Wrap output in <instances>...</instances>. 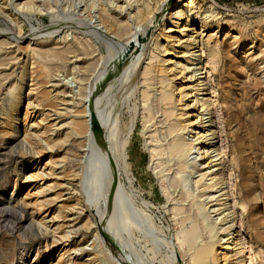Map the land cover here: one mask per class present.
Wrapping results in <instances>:
<instances>
[{"label":"rangeland","instance_id":"1","mask_svg":"<svg viewBox=\"0 0 264 264\" xmlns=\"http://www.w3.org/2000/svg\"><path fill=\"white\" fill-rule=\"evenodd\" d=\"M197 2L196 49L225 153L229 205L246 264H264V0ZM139 4L0 0V264H191L189 245L178 240L189 211L174 213L190 182L173 183V170L160 177L143 132L148 51L107 99L92 104L150 26L152 19L139 25ZM207 37L219 50L216 61L208 60V45L203 49ZM90 107L113 140L115 212L106 164L87 137ZM236 200L244 204L238 211Z\"/></svg>","mask_w":264,"mask_h":264},{"label":"bare ground","instance_id":"2","mask_svg":"<svg viewBox=\"0 0 264 264\" xmlns=\"http://www.w3.org/2000/svg\"><path fill=\"white\" fill-rule=\"evenodd\" d=\"M138 1L140 4L136 19L140 26L152 19L149 23L150 26L146 30L147 26L145 25L146 28L144 29L146 31L141 37L139 36V41L135 42L128 59L113 76H110L112 81L110 79L111 82L99 92L98 96L93 98V107H96L95 102L98 101V98L102 99L100 97L109 96L110 86L112 87L118 77L121 78L127 75L131 69L135 68L148 51V57L142 70V98L148 105L150 102V105H146L148 107L147 114H145V131L143 132L151 142L149 146L154 161L157 159L158 161H156L159 162L161 167L158 170L160 177H167L168 172L171 173L173 170L172 174L174 173V176L172 175L173 179H171L173 183L178 184L180 183L177 182L179 180L185 182V184L190 182L182 192L183 198H179L180 194L178 199H175L174 213L183 209H185V212L189 211L188 216L185 219L183 217L189 224L186 225V222H183L185 224L184 229L179 233L178 240L183 245H189L191 264H246L241 234L239 230L236 231L237 227H235V209L231 204L229 205L231 198L228 189L229 182L227 183L226 178V162L223 158L225 153L218 146L219 141L216 140L219 133L215 129L216 122L213 108H211V92L203 75L202 54H198L200 49H196L199 47L197 45L199 44L198 37L201 35L194 31L198 21L197 18L200 17V13L195 11L199 2L197 0ZM210 40L211 37H207L206 42L203 43V49L205 45L209 46ZM202 41H204L203 38ZM209 47L208 60H215L219 50ZM93 92L95 93V91ZM86 97L85 99H87ZM91 107L90 112L86 110L85 114L87 118L86 128L90 133L87 137L90 138L94 149L99 152L106 164L107 181H109L108 194L112 208L109 207L115 212L120 206V200L116 186H114L117 177L113 172V160L116 159L113 151L114 146L111 145L112 138L106 137L105 131L102 132L103 127L101 128L98 126L99 123L97 124V116H99L97 111L99 112V109L96 111L94 108L93 111ZM157 114H159V117L155 121ZM222 127L221 129H223ZM108 136L110 137V134ZM90 156V158L93 157L92 160L95 159V162H97L98 158L96 156H92V154ZM86 157H88V154ZM186 173L190 174L189 177H184ZM195 173L197 175L193 176L192 174ZM242 179L244 180L243 188L245 190L247 189L245 173L242 174ZM95 200H92V202H95ZM182 201L188 202H184V204H188L186 208H184V205L182 206ZM238 205L244 204L241 200L234 201L236 210ZM42 221L44 222L39 221L40 224H44L46 219ZM114 232L116 234V231ZM111 239L112 246L117 249L115 237L112 236ZM117 250H120L119 247ZM129 260L132 261L131 258ZM129 260H123V262L136 264V262L131 263Z\"/></svg>","mask_w":264,"mask_h":264},{"label":"water","instance_id":"3","mask_svg":"<svg viewBox=\"0 0 264 264\" xmlns=\"http://www.w3.org/2000/svg\"><path fill=\"white\" fill-rule=\"evenodd\" d=\"M113 191H114V189H113ZM115 192V191H114ZM107 239H108V237H107ZM110 243H113L111 240H110Z\"/></svg>","mask_w":264,"mask_h":264}]
</instances>
